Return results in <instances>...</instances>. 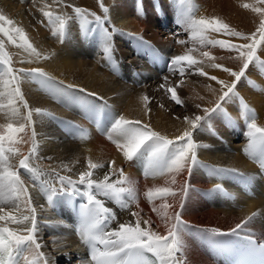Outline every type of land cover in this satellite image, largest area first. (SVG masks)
I'll use <instances>...</instances> for the list:
<instances>
[{"label":"bare ground","instance_id":"1","mask_svg":"<svg viewBox=\"0 0 264 264\" xmlns=\"http://www.w3.org/2000/svg\"><path fill=\"white\" fill-rule=\"evenodd\" d=\"M151 1L159 2L162 6L160 13L157 14L152 9ZM173 1L144 0V5L142 0H103L110 10L112 24L119 30L113 34L116 61L113 65L102 53L97 36L85 39L80 33L78 23H73L70 35L61 42L52 34V29L47 25L40 11L45 3H49L53 5V11L74 16L71 8L54 4L53 0H0V13L23 27L37 50L50 57L36 60L35 57H30L23 49L15 47L7 42L6 38L0 36V39H5V48L12 56L13 66L38 67L56 82H64L63 93L66 95L57 93L54 84L41 87L35 81L26 80L22 85V91L31 108L47 109L55 116L53 119L34 115L39 148L33 163L49 175L40 177L38 181H32L27 174L23 175L29 188L32 205L36 208L37 236L42 244L41 251L45 253L49 264H80V260L86 256L81 250L80 235L73 228L71 207L63 202V197H54L55 204L49 203L40 181L49 180L55 184L53 170L62 176H70L78 180L79 174L88 170L89 158L104 165L94 170V179L102 180L105 173L110 170V162L115 161L114 169H123L136 190L137 202L123 210L114 201L98 197L104 199L106 206L116 214V220L110 223L109 229L117 228L119 223H134L136 217L132 213L138 212L141 227H148L144 224L147 220L154 231L166 234V224L153 211V207H159L162 201L155 200L150 203L145 193L150 188L169 186L177 190V196L175 199L167 198V202L173 205L167 211L169 214L180 211L182 219L190 226L189 228H192L190 232L187 229L183 233L185 245L183 254L186 264H215L205 254L200 235H213L204 231L207 229H219L228 233L252 213L258 215L250 224L249 234L264 241V197L261 195L260 179L253 181L255 198L247 199L236 189L235 174L227 173L219 176L210 174V169L215 167L236 169L238 173L259 176V165L244 151L249 140L245 135V115L239 98L225 102L224 113L211 116L210 129L204 128L194 132V139L200 145L197 149L198 159L207 167L195 168L190 179L186 171L182 172L176 176V184L167 183L171 179L170 175L150 174L146 177L144 165L127 161L105 133V128L112 118L123 115L128 119L147 123L153 130L175 139L188 127L184 121L185 116L205 115L202 109L214 108L222 91L226 90H222L216 81L208 78L209 76H216L229 84L234 81V77L228 72L211 67V64H220L233 71L242 68L243 60L238 58L236 51L230 52L219 46L202 47L198 42L192 41L190 34L177 24L178 18L170 13L169 7ZM185 1L191 9L188 14L196 18L219 19L230 28L247 36L257 33L259 40L257 29L264 20V13H256L252 8L264 7L257 6L255 4L257 0ZM66 2L103 16L99 0H66ZM244 4H249L251 7L246 9L243 7ZM141 6L143 14L140 13ZM42 20L45 23L42 24ZM173 24L177 25L175 34L179 35L178 39H174L169 32L173 29ZM161 25H166L167 30L161 29ZM207 35L209 39L230 41L237 45L251 43L250 40L225 35L223 31L215 32L209 29ZM178 40H185L186 43L179 44ZM189 49L192 51L189 52ZM148 51H161L169 60L174 55L184 54H190L198 60L204 59L205 63L201 67L208 76H201L195 71L196 65L191 69L186 67L183 77L178 71L159 75L144 60V54ZM203 51H209L216 59L208 61L201 56ZM257 55L260 60H264V41L259 43ZM22 59L26 62L20 63ZM28 60H31V63H28ZM164 77H168L167 86L179 85L177 94L183 102L182 105H177L171 100L170 94L160 88V85L165 83ZM181 80L183 83H180ZM69 84L75 85L76 88L68 89L66 86ZM79 89H86V92H80ZM237 91L239 97H242L243 101L254 110L257 125L264 127V71L258 63L254 62L249 67L246 76L238 83ZM87 93L97 95L89 96ZM145 95L150 98L146 107L141 99ZM73 96L79 99L74 101L71 99ZM100 97L103 99H99ZM6 102V97L0 98V103ZM197 105L200 107L198 108ZM7 111V108L0 109V124L9 122V117L5 114ZM21 111L25 110L21 109ZM217 120L220 121V126H217L219 125ZM12 122L16 123V121ZM67 122L84 128L85 137L81 138L78 132L74 133L73 127ZM96 125L100 126V130L96 129ZM21 135L23 140L15 145L21 155L12 157L11 163L14 165H18L22 155H28L32 148L31 129H26V133ZM63 165H67L71 171H67L62 167ZM21 172L23 174V170ZM117 178V175H113L111 180L115 181ZM185 180H189L190 187L184 200V208L181 210L178 189ZM217 183L228 189L231 197L213 191ZM55 186L59 188L58 184ZM78 196L85 199L82 195ZM7 226L14 229L23 227L10 223Z\"/></svg>","mask_w":264,"mask_h":264},{"label":"snow or ice","instance_id":"2","mask_svg":"<svg viewBox=\"0 0 264 264\" xmlns=\"http://www.w3.org/2000/svg\"><path fill=\"white\" fill-rule=\"evenodd\" d=\"M180 2L184 3L185 0H180ZM53 3L71 8L75 14L73 16L61 11H53V5L45 3L40 11L54 36L63 42L70 35L71 25L78 23L81 35L85 39L94 35L97 36L105 58L113 65L116 63L113 34L119 30L112 24L110 10L105 6L103 0H99L103 16L67 3L66 0H53ZM257 3L264 4V0H257ZM243 7L247 9L251 5L244 4ZM157 10L159 11L158 6ZM252 11L264 13V8L255 7L252 8ZM140 13L143 14L142 6ZM41 23L43 24L45 21L42 20ZM177 24L183 31L190 34L192 41L198 42L202 47L219 46L222 49L236 51L238 58L243 60L242 68L239 71H233L220 64H211V67L228 72L234 77V81L229 84L224 80H219L216 76H209L208 78L216 81L222 90H226L222 91V95L214 108L202 109L205 115L185 116L184 121L188 127L175 139H170L153 130L147 123L128 119L123 115L113 117L105 128L107 138L115 144L127 161L142 163L146 177L150 174L153 176L156 174L170 175L171 179L167 183L176 184V176L182 172L186 171L190 179L195 168L207 167L202 165L198 159L197 149L200 145L194 139V132L204 128L210 129L211 116L224 113V103L239 98L245 115V135L249 140L244 151L259 165L260 174L259 176H245L243 173H238L236 169L215 167L210 169V174L215 176L227 173L238 174L245 184H251L258 178H264V127L257 125L254 110L243 101L242 97H239L237 91L238 83L246 76V71L254 62L258 63L261 70L264 71V60H260L257 55V47L261 41H264V20L261 21L257 29L259 40H257V33L247 36L216 18L211 20L205 17L196 18L191 14L181 12ZM209 29L215 32L223 31L225 35L250 40L251 43L237 45L230 41L209 39L207 35ZM0 36L6 38L7 42L15 47L23 49L36 60L50 58L37 50L23 27L3 13H0ZM177 43L183 45L186 41L178 40ZM188 51L191 52L192 49ZM201 56L207 58L208 61L216 59L209 51H203ZM25 62L23 59L20 61V63ZM27 62L31 63V60ZM204 63V59L198 60L190 54H184L172 56L168 66L170 71H178L183 77L186 67L191 69L196 65L195 71L199 72L201 76H208V73L201 67ZM26 80L35 81L41 87L54 84L57 93L66 95L63 93L64 82H56L43 69L38 67L15 68L12 56L6 51L5 39H0V98H7L6 103H0V109L7 108L8 111L5 114L9 117L7 124H0V222H4L0 223V264H49L45 253L41 251L42 244L37 236L36 208L32 205L29 188L23 175L27 174L32 181H38L40 177L49 175L33 163L39 148V142L36 140L34 115L53 119L55 116L47 109H33L29 106L22 91V85ZM164 81L165 83H162L160 88L165 89L170 94L171 100L177 105H182L183 102L177 94L179 85L176 87L167 86L168 77H164ZM180 83H183V80ZM66 87L68 89L76 88L75 85L71 84ZM79 91L86 92V89H79ZM87 94L89 96L97 95L96 93ZM71 99L75 101L79 97L73 96ZM99 99L102 100L103 98L100 97ZM141 99L145 102L146 107L150 98L145 95ZM197 107L200 106L197 105ZM21 109L25 111L22 112ZM12 121H16V123ZM67 123L73 127L74 133L78 132L81 138L85 137V133L78 126L72 125L71 122ZM28 128L31 129L32 148L28 155H22L18 165H14L11 163L12 157L21 155L15 145L23 140L21 134L26 133ZM114 165L115 161H111L110 170L105 173L102 180L94 179L93 175L94 170L102 168L104 165L93 162L89 158L87 161L88 170L81 172L78 180H74L70 176H62L53 170L55 184H58L59 188L49 180L40 181L49 203L55 204L54 197H63V202L72 207L76 196L85 197L84 203L75 205V210L80 218L78 227L80 239L89 249L88 257L80 260V264H186V258L183 254L185 248L183 233L190 226L182 219L180 211L173 214H169L167 211L173 207L167 202V198L175 199L177 196V190H173L169 186L150 188L145 193L150 203L155 200L162 201L159 207H153V211L166 224V234L154 231L147 220L144 221V224L148 227H141L138 212L132 213L136 217L134 223H119L117 228L109 229L110 223L116 220V214L106 206L104 199L98 197L114 201L122 210L128 209L132 203L137 202L133 182L125 175L123 169H114ZM62 167L71 171L67 165ZM21 170H23V174ZM113 175L118 177L115 181L111 180ZM44 185H48V187L45 188ZM189 187V180H185L178 189L181 210L184 208V200L188 195ZM213 191L227 194L220 183L215 185ZM17 213L21 214L17 215ZM257 215L258 213H252L237 223L228 233L221 232L219 229L204 231L213 235L237 237L240 241L238 247L243 250L246 256L252 258V264H264V242H258L249 234L250 224ZM169 221H171L170 224ZM9 223L23 227L14 229L7 226ZM149 254L154 259H150Z\"/></svg>","mask_w":264,"mask_h":264},{"label":"rangeland","instance_id":"3","mask_svg":"<svg viewBox=\"0 0 264 264\" xmlns=\"http://www.w3.org/2000/svg\"><path fill=\"white\" fill-rule=\"evenodd\" d=\"M142 2H143V4H144V0H142ZM152 2V9L153 10H156L157 9V6L158 7H162L160 4H159V2H157V1H155V2H153V1H151ZM146 3V2H145ZM252 4V3H251ZM255 4L257 5V6H260V7H264V5H262V4H260V3H257V1L255 2ZM254 4V5H255ZM145 5V4H144ZM146 5H148L147 3H146ZM171 6L169 7V10H171V11H173L174 9L176 10V11H178V9L180 8V6L178 5V4H170ZM186 5V6H185ZM255 5V6H256ZM253 6V5H252ZM151 6H148V8H150ZM187 7V4H186V1L184 2V3H182V11L184 12V13H187L186 12V10H185V8ZM239 9L241 10V11H243V9L241 8V7H239ZM245 10V9H244ZM161 11V10H160ZM156 12V11H155ZM157 14H158V12H156ZM172 35H173V38L174 39H178V37H179V35H176L175 34V31H172V33H171ZM237 38V37H236ZM229 51V50H228ZM230 52H234V51H230ZM218 122H219V125H217V126H220V121L219 120H217ZM190 229H192V228H189L188 229V231L190 232Z\"/></svg>","mask_w":264,"mask_h":264}]
</instances>
